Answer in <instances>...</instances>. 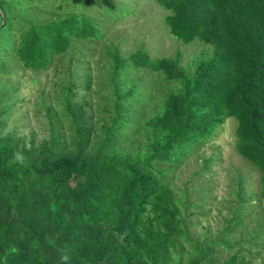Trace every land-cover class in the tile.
<instances>
[{
    "label": "trees",
    "instance_id": "1",
    "mask_svg": "<svg viewBox=\"0 0 264 264\" xmlns=\"http://www.w3.org/2000/svg\"><path fill=\"white\" fill-rule=\"evenodd\" d=\"M30 1V10L15 11L0 0V264H257L264 250V0H155L169 12L171 35L213 47L187 65L180 50L172 57L143 46L121 53L94 19L64 9L72 0ZM98 40L107 45L102 68L110 75L99 79L94 103L78 96V86L90 91L94 78L80 74L77 61ZM52 67L53 102L41 101L48 135L37 141L9 120L20 72ZM231 117L237 153L259 172L258 197L253 203L237 174L229 218L201 239L192 231L201 215L173 178Z\"/></svg>",
    "mask_w": 264,
    "mask_h": 264
},
{
    "label": "rangeland",
    "instance_id": "2",
    "mask_svg": "<svg viewBox=\"0 0 264 264\" xmlns=\"http://www.w3.org/2000/svg\"><path fill=\"white\" fill-rule=\"evenodd\" d=\"M9 2L15 11L30 10L32 7L30 0H6V4ZM68 2H64L63 6L69 10L68 13H86L97 22L102 33L105 31L104 40L109 39L123 54H129L142 46L154 57H172L180 50L181 61L187 65L209 56L213 51L211 45L200 39L184 43L171 35L165 23L168 11L162 9L155 0H72L69 6ZM112 3H119L121 5L119 10L110 8ZM88 43L84 51L86 56L77 62L83 69L80 74L92 76L94 82L90 91L79 85L77 92L79 97L86 95L87 99L95 103L100 94L97 91L99 79L102 78L106 83L110 75L107 69L109 64L107 70L102 68L106 62L102 59L101 53L107 45H104V42L100 43V40L98 43L94 41ZM68 77L69 75L65 80L69 79ZM19 79L21 94L9 120V126L13 127L17 123L21 134L28 138L33 134L36 140L40 141L48 135L45 110L41 106V101L51 100V95L55 93V82L58 80L56 69L52 67L42 73L21 71ZM156 95L158 94H155V101L158 99ZM237 123L233 117L227 119L218 128L215 137L202 145L182 164L173 178L174 186L178 190L188 192L189 201L194 204L191 211L201 215L199 219L192 217L195 219L192 231L201 239L216 234L229 218L228 207L229 203H234L237 174L243 176L245 180L243 186L254 197L253 203L258 197L259 172L239 155L235 148ZM206 158H211V162L204 176L196 175L190 181L194 172L202 168ZM255 213L257 212H253ZM261 254L262 258H257V264H264V250Z\"/></svg>",
    "mask_w": 264,
    "mask_h": 264
}]
</instances>
